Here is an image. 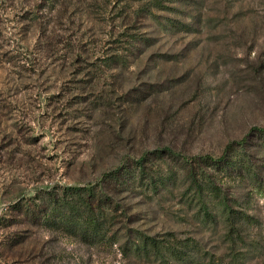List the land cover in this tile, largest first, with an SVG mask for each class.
Segmentation results:
<instances>
[{"label": "rangeland", "instance_id": "rangeland-1", "mask_svg": "<svg viewBox=\"0 0 264 264\" xmlns=\"http://www.w3.org/2000/svg\"><path fill=\"white\" fill-rule=\"evenodd\" d=\"M94 1L49 13L36 9L44 0H0V264H178L134 251L137 237L170 235L199 245L204 264H264V0H164L147 20L136 4L94 11ZM167 19L180 25L163 32ZM126 32L154 40L130 47L118 42ZM157 150L155 174L170 180L157 195L108 192L118 222L102 244L14 208L42 190L97 185ZM225 153L255 164L212 173L226 204L251 217L238 230L215 204L204 223L208 200L192 199L182 160Z\"/></svg>", "mask_w": 264, "mask_h": 264}, {"label": "trees", "instance_id": "trees-1", "mask_svg": "<svg viewBox=\"0 0 264 264\" xmlns=\"http://www.w3.org/2000/svg\"><path fill=\"white\" fill-rule=\"evenodd\" d=\"M67 1L71 0H44L36 9H45L52 13L60 9V7L67 8ZM163 1L118 0L115 8L121 3H123V6L120 10H124L125 7L131 8L130 4H136L137 8L132 11L133 15L147 20L149 15L152 16L154 14L151 11L153 9H169V7L164 6ZM105 2L106 0L102 2L95 0L89 5V9L106 11L107 4ZM35 15H38V13H35ZM153 20H155L154 17ZM156 25L161 31L166 32L174 28L177 29L180 24L175 20L167 19L165 22H159ZM124 38L129 39L126 41L118 40V42L130 47H135L140 42L147 44L154 40L152 37L144 38L140 34H131L129 32L124 33ZM110 59L120 60L121 56L106 58V60ZM159 151L153 152V159L148 158V154L145 153L133 162L126 161L105 175L97 185L87 184L85 186L63 187L58 190H55V188L42 190L15 204L14 208L23 210L24 220L34 222V224L46 230L62 232L71 239L87 245L102 244L108 239V227L111 222H113V219L116 221V218H118L115 214L118 207L114 204L113 198L108 195V192L132 193L138 191L144 193L145 191L146 193L157 195L165 187L166 182L170 180L169 175L166 174L160 177L155 174L153 169L154 167L157 169V163L161 161L163 153ZM166 152H169L170 155L168 157L170 160L176 157V155H172L174 152L170 150ZM182 160L186 164L192 183L196 185L192 199L201 202V198L205 195L208 200V205H203L198 211L199 215L204 219V223H214L217 216V214L213 213V209L210 208L209 204H215L216 209H221L222 221L230 227H236L238 230V223L242 225L250 223V216L244 214L243 211L235 210L232 205L226 204V199L221 197L220 188L217 187L212 173L215 172L216 175H219L224 172L226 177H232L234 176L233 171L236 170L237 173L238 171H243L249 174L255 168L253 162L248 160L249 165H245L240 158H229V154L227 155L226 153L217 159L207 157L199 160L197 158L190 161L186 158H182ZM249 196L251 197V195ZM231 233H234V230ZM111 238L117 239V235H113ZM137 238L138 242L133 244V246L134 251L138 254H145L146 256L157 254L155 256L158 259L167 257V259L176 261L178 264H204L201 249L193 240L186 239L182 241L172 235L168 239L161 240L152 237ZM127 247L126 250L128 249Z\"/></svg>", "mask_w": 264, "mask_h": 264}]
</instances>
